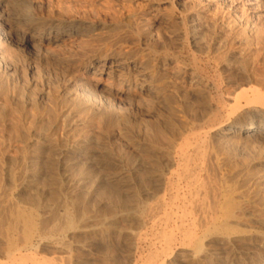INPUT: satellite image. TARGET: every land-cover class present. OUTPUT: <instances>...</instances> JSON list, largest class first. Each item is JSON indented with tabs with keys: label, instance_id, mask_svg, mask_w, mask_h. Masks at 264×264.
I'll use <instances>...</instances> for the list:
<instances>
[{
	"label": "rangeland",
	"instance_id": "1",
	"mask_svg": "<svg viewBox=\"0 0 264 264\" xmlns=\"http://www.w3.org/2000/svg\"><path fill=\"white\" fill-rule=\"evenodd\" d=\"M0 15V264L13 263L6 224L24 210L48 234L38 259L150 264L159 231L209 215L228 188L242 234L164 263L264 264V139L207 132L227 120L225 99L264 93V0H0ZM197 148L200 211L185 184L177 199L162 191L152 167Z\"/></svg>",
	"mask_w": 264,
	"mask_h": 264
},
{
	"label": "bare ground",
	"instance_id": "2",
	"mask_svg": "<svg viewBox=\"0 0 264 264\" xmlns=\"http://www.w3.org/2000/svg\"><path fill=\"white\" fill-rule=\"evenodd\" d=\"M1 18H2V20L5 21V23H7L8 20L6 21L3 17H1ZM5 25L6 24H3L0 26V44H2L6 38V33L4 32V29H3V27H5ZM53 39H54V37H53ZM225 100L227 101V103H230V106H228V109H226L222 106V108L218 109L217 112H218V116H220L223 112L226 111L227 116H228L227 120L225 121V123H217L218 121L214 117L213 118L214 120L213 121L211 120L212 124H211V128H210V132L209 131H207V132L211 136H220V137H224V138H226L227 136H230V135L237 134V135L246 136V139L247 138L251 139V138L258 137V136L261 137L262 139H264V93L261 92L260 90L256 89V88L242 89L238 93H236L233 97H229ZM241 102L244 103V106L241 105ZM237 114H239L240 116H238ZM241 120H242V123H241ZM250 120H251V123L249 122ZM248 123H249V125H248ZM243 124H244V126H243ZM246 126H247V128H244ZM206 133H204V135ZM206 156H208V155H206V153H202L201 149H199V148L195 149L193 154H189V152L187 153V152L182 150L181 152H178V154L176 153V154L170 156L166 160L165 164H163L164 163V161H163V163H158L157 165L156 164L152 165V167L155 166L157 171L161 172L160 175L154 176L155 181H157V182H161L162 180L164 181V188L162 187L163 188L162 191H165V192L169 191V193H170L172 191V189L173 190L175 189L176 192L174 193V197L172 196L175 199H177L175 196H177V194H179V193H177V191H178L177 190V188H178L177 184L178 183L185 184L186 189L190 188V191L187 192V194H189L190 196L194 195L193 198L196 199V200L194 199L195 201H197V199L199 200L200 203L194 201L196 204L197 203L201 204V199H202L203 204L200 205L201 208H198V210L199 209L203 210V208L206 209L205 207H202L204 205V202L207 201L206 199H205L206 201L204 200V198L206 196V192H207L206 186H205L206 184L204 182H202L203 180L201 181L200 177H199V174L202 173V171H203V167H202L203 163L201 162L200 166H197L198 165V162H197V165H195L196 164L195 160L199 161V159H202ZM194 162H195V164H194ZM199 163H200V161H199ZM149 165H151V164H149ZM166 172H167V174H165ZM204 181H207V180H204ZM142 182H144V181H142ZM154 183H156V182H154ZM176 186H177V188H176ZM213 191H214V189L212 190V192ZM172 193H173V191H172ZM171 194L167 193V195H171ZM187 194L185 193V195H187ZM236 195H237L236 192L232 189H229V188L224 189V190H219V191H217L216 195H214V197L212 199V209H211L212 211H211V213H210V210L208 211L210 213L209 215L207 212H204L205 210H203L202 215L196 219L194 218V220L192 219V221L190 220L188 225H184V223L180 222L181 224L177 225L174 232L171 230H170L171 232H169V233H164L167 230H164V232L159 231L160 233L162 232L161 238H159L160 236H158V239H160L158 242L160 245L159 246L160 247V253L149 254V256L147 257L148 259H146V261L148 260V263H150V261H151V263L154 262L153 264H157L155 260L162 259L159 261L160 264H165L164 262H165L166 258L173 255V254H171V252L176 247H179L182 250H189V252H192V254H198L203 249L204 240L210 236H213V237L216 236L219 238L230 239V237L235 236L237 234L241 235L242 233H240L238 227L232 225L233 222L236 221L238 218L237 217V213L239 211L238 207H241V206H238V203L236 201ZM168 197H165V198H168ZM181 199H183V198H181ZM159 200H161V198ZM161 201H163V199ZM171 201H172V199H171ZM192 202H193V199H192ZM195 203L193 204V206L195 205ZM164 204H165V202L160 203V205L162 207ZM205 205L207 206L208 204H205ZM168 206L170 207L171 205H168ZM162 207H161V209H162ZM197 207H198V205L196 206V208ZM154 208L152 207V209H154ZM155 209H157V208H155ZM150 210H151V208H150ZM25 211L26 210L20 211L15 216H12L7 220L5 234H4L5 238L3 240L4 245H5V248H4L5 250H3V251H5V257L7 256L8 260H12L13 263L18 262L17 264H19V263L20 264L21 263L22 264H52V262L46 258H41V259H38L39 257L37 258L38 251L42 248V246L45 244V242L47 243L46 240H48V234L40 228V223H39V220L36 218V216L32 213H27ZM164 211H166V210H164ZM164 211H162V212H164ZM157 212H160V211H157ZM190 214L193 215V213H190ZM149 216H150V214H149ZM171 216L172 215H170V217ZM189 217H190V215H189ZM169 218H166V221H168ZM71 221L68 220L66 224L68 226H71L73 224ZM156 221L158 222V220H156ZM170 222H172V221H170ZM172 223L174 224V221ZM154 224H155L154 221L150 222L151 230H152V227H154ZM159 225L157 227H159ZM197 227L199 229H201L200 236H198V234L196 233ZM65 228L68 229V227H65ZM162 228H163V226H162ZM173 230H174V228H173ZM74 231H76V230H74ZM160 233H159V235H160ZM137 234L135 236L136 237V244H135L136 248H137V246H139V243L142 241V234L144 235V233H142V234L139 233L138 235ZM176 235H180V237H181L180 242L176 238ZM252 235H254V234H252ZM158 239H156V240H158ZM143 240H146V239L143 238ZM60 244H62V243H60ZM60 246L58 249H61ZM157 250H159V249H157ZM152 260H154V261L152 262ZM12 261H10V262H12ZM13 263H11V264H13Z\"/></svg>",
	"mask_w": 264,
	"mask_h": 264
}]
</instances>
